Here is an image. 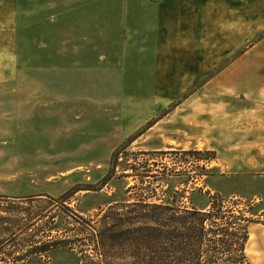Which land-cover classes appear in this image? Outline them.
Returning a JSON list of instances; mask_svg holds the SVG:
<instances>
[{
  "label": "rangeland",
  "instance_id": "374dc122",
  "mask_svg": "<svg viewBox=\"0 0 264 264\" xmlns=\"http://www.w3.org/2000/svg\"><path fill=\"white\" fill-rule=\"evenodd\" d=\"M158 1L0 0V15L15 20L2 26L0 195L21 207L5 252L15 248L17 256L29 241L52 243L16 261L0 254V264H132L143 243L126 224L129 205L164 197L203 208L205 191L246 219L248 264H264V155L257 151V139L264 149L257 131L264 124V49L107 52L108 41L94 47V38L126 35L121 25L131 6ZM244 11V25L230 9L208 36L238 31L246 49L257 44L264 39V0H247ZM15 111L22 114L18 128ZM115 214L128 229L120 237ZM138 256L149 259L144 245Z\"/></svg>",
  "mask_w": 264,
  "mask_h": 264
},
{
  "label": "trees",
  "instance_id": "16d2710c",
  "mask_svg": "<svg viewBox=\"0 0 264 264\" xmlns=\"http://www.w3.org/2000/svg\"><path fill=\"white\" fill-rule=\"evenodd\" d=\"M132 140L134 138L128 139L129 142ZM207 152L209 151L203 153ZM192 153L200 154L201 151L195 150ZM213 158L214 156L210 157ZM198 169L207 171L205 165L199 166ZM195 184L193 182V185ZM192 191L201 192V189L194 186ZM205 193L207 201L203 208L180 205L175 203L174 199L169 201L164 197L159 198V203L149 200L148 197L130 204L133 210L129 215L133 213V216L127 218L126 224L134 228V242L139 240L143 243L134 248L132 256L135 254L136 260L132 264H248L245 256L248 233L243 224L246 219L241 223L243 218L234 214L232 209L224 210V200L219 194H210L208 191ZM20 210V203L16 202L15 198L0 195V254L11 256L14 261L30 254L46 252L52 247V243L34 246L32 241H29V246L17 256L14 255L17 252L15 248L5 252L8 241L15 236V229L21 219ZM30 215L28 210V225L34 220ZM114 216L117 223L113 224L117 228L115 236L120 237L126 234L128 229L123 230L125 223L119 214ZM104 220L107 227L109 223L107 219ZM106 227L104 230H109ZM138 233L142 234V237L137 236ZM2 235L11 238L4 240ZM143 245L147 248V261L138 256Z\"/></svg>",
  "mask_w": 264,
  "mask_h": 264
},
{
  "label": "crops",
  "instance_id": "0c3cea01",
  "mask_svg": "<svg viewBox=\"0 0 264 264\" xmlns=\"http://www.w3.org/2000/svg\"><path fill=\"white\" fill-rule=\"evenodd\" d=\"M6 1L4 0L3 3L6 4ZM257 6L259 7L260 4ZM253 7H256V4H253ZM131 8L132 17H127L124 26L121 25L126 35L104 41L94 38V47L102 49L103 42L108 41L107 45H104L109 49H106L107 52H111L114 47L117 50L122 48V52H253L254 45L258 49H264V39L246 49L245 37L238 31L236 35L233 33L230 35L228 30L220 29L215 35L208 36V32L211 31L210 25H219L218 18H222L223 25L224 18L229 15L230 9L237 10V24L244 25L247 0H159L154 4L142 2L141 5L131 6ZM13 22L15 23L13 17L0 15V52H7L5 39L7 34L2 26L13 24ZM114 40H116L115 43H113ZM17 98V101L21 103L22 98ZM16 119L17 122H22L20 112L18 114L17 111L14 112V128H18ZM214 121L215 119L212 122ZM220 121L223 122L224 119ZM259 125L261 127L257 131L264 133V130H261L264 124ZM261 140L257 139V151L264 155V149H259L263 146ZM170 145L168 143L166 147Z\"/></svg>",
  "mask_w": 264,
  "mask_h": 264
}]
</instances>
